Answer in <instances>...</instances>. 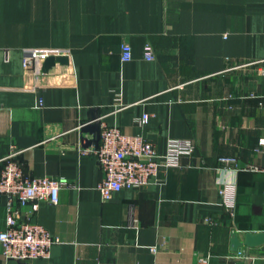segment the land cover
Returning <instances> with one entry per match:
<instances>
[{
    "label": "crops",
    "instance_id": "obj_1",
    "mask_svg": "<svg viewBox=\"0 0 264 264\" xmlns=\"http://www.w3.org/2000/svg\"><path fill=\"white\" fill-rule=\"evenodd\" d=\"M29 49L69 51L73 66L26 69ZM93 119L160 155L173 140L196 151L104 203L103 172L82 151L98 145L81 130ZM263 140L264 0H0V173L20 150L27 175L68 183L58 204L20 213L58 239L51 256L7 259L0 243V264H264V246L231 249L233 232L264 231ZM8 202L0 194V233Z\"/></svg>",
    "mask_w": 264,
    "mask_h": 264
},
{
    "label": "built area",
    "instance_id": "obj_2",
    "mask_svg": "<svg viewBox=\"0 0 264 264\" xmlns=\"http://www.w3.org/2000/svg\"><path fill=\"white\" fill-rule=\"evenodd\" d=\"M144 53L147 60L155 59L151 44L145 46ZM68 55L69 51L65 50H25L24 68L41 66L39 68L41 72L46 73L43 63L48 57ZM121 57L123 62H130L133 59V50L129 44L122 45ZM149 119V115H144L142 124L148 123ZM82 151L96 157L104 175L99 191L102 201L108 203L116 193L149 186L163 168H179L182 158L193 155L196 146L190 140H173L169 143L167 153L160 155L155 145L143 136L125 134L119 127L109 126L101 121L98 145L83 148ZM21 153L20 150H13L3 159L0 194L6 195L9 202L7 228L0 233V243L7 259L24 262L48 259L58 239L42 225L22 219L20 213L27 205H31L32 210L36 212L42 202L58 204L60 191L68 183L63 178L27 175L23 163L19 160ZM220 160L225 164H237L234 157H222ZM220 193L224 197L226 207L234 208L235 191L223 188ZM152 251L156 252V249ZM242 252L243 250L239 253ZM199 264H209V260L204 258Z\"/></svg>",
    "mask_w": 264,
    "mask_h": 264
},
{
    "label": "water",
    "instance_id": "obj_3",
    "mask_svg": "<svg viewBox=\"0 0 264 264\" xmlns=\"http://www.w3.org/2000/svg\"><path fill=\"white\" fill-rule=\"evenodd\" d=\"M57 64L67 65L70 67L73 66L70 56H50L43 63L45 72L48 73ZM100 122L101 121L99 119H93L91 121L85 122L83 123L81 130L84 133L91 131L96 134L97 138H99ZM262 246H264V231L247 232L244 236V239H241L237 232L232 233V251L240 252L243 250V247L250 249Z\"/></svg>",
    "mask_w": 264,
    "mask_h": 264
}]
</instances>
